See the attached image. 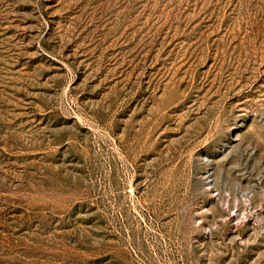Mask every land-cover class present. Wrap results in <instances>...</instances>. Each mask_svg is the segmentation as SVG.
Returning a JSON list of instances; mask_svg holds the SVG:
<instances>
[{
    "label": "rangeland",
    "instance_id": "1",
    "mask_svg": "<svg viewBox=\"0 0 264 264\" xmlns=\"http://www.w3.org/2000/svg\"><path fill=\"white\" fill-rule=\"evenodd\" d=\"M0 264H264V0H0Z\"/></svg>",
    "mask_w": 264,
    "mask_h": 264
}]
</instances>
